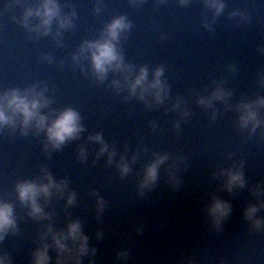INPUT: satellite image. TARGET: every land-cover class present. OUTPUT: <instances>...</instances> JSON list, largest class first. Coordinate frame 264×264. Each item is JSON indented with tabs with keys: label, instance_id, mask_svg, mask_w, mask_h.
Instances as JSON below:
<instances>
[{
	"label": "clouds",
	"instance_id": "1",
	"mask_svg": "<svg viewBox=\"0 0 264 264\" xmlns=\"http://www.w3.org/2000/svg\"><path fill=\"white\" fill-rule=\"evenodd\" d=\"M181 6H187L190 0H179ZM206 8L212 14L213 21L221 16L226 7V0H203ZM99 12V9H97ZM231 15H239L244 18L243 13L234 12ZM15 19V18H14ZM76 13H63L60 0H34L33 6L25 8L19 19L21 27L38 37H45L52 33L53 24L56 25L55 35L59 37L65 30L74 27ZM36 23L33 24L32 21ZM205 27H210L205 23ZM133 25L126 15L113 17L105 24L99 37L94 40L84 41L77 54H74L73 61L86 59L90 65V74L97 83L103 84L109 73L118 74L121 79H113L110 87L119 95L126 92L125 99L133 98L144 103L149 110L165 104L169 99L170 86L163 79V66L156 67L150 72L147 66L137 68L125 63V57L120 44L122 37H126ZM264 53V49L261 50ZM50 59V58H49ZM47 87L40 84H32L25 88L11 87L0 90V132L5 129L11 133L17 130L21 136L43 134L45 142L43 151L45 155L51 152H58L72 141L79 140L81 134L87 129L83 123L81 113L71 107H64L60 110H53L46 114L53 102L46 95ZM233 93L223 86V82L214 83L207 95H201L196 99V103L205 111L211 110V118L216 119L215 104L222 103L228 110H232L233 105L229 103ZM183 105V106H182ZM237 112V126L241 132L247 131L250 135L257 129L264 127V117L261 116V109H264V96H257L253 100H242L235 106ZM172 110L179 112L180 120L174 124V128L179 130L181 121L190 118L191 113L182 99L172 105ZM87 141L99 145L97 158L107 154V163L111 165L117 153L114 148L110 150L109 144L105 141L102 132H96L87 137ZM77 159L84 163L88 159V150L80 146L77 152ZM177 163L182 162V157H177ZM134 156L131 161L121 156L116 162V166L121 179L128 177L132 173L131 165L135 163ZM170 156L167 153H157L138 175L136 186L137 194L143 196L151 191L160 180L161 166L168 163ZM243 161L239 165L220 168L213 173L215 178L222 180L223 190L233 193L236 189L247 187V180L243 171ZM41 175L30 179L18 180L14 185L16 200L27 209V216L40 222L48 221V224L39 238L37 247L32 252L31 264H52L53 257L50 251L55 253V264H84L85 257H92L96 254L95 248L89 246V236L85 233L83 224L79 218H70L67 224L60 229L54 228L52 224V214L45 211L41 200L45 205L54 196L63 198L67 193L66 207H72L77 203V193L69 190V182L66 179L57 180L46 168L41 169ZM178 167L172 166L168 171V183L178 190L182 181L178 176ZM256 196L262 193L257 186ZM96 199V213L99 220L107 201L93 192ZM264 202L250 203L243 209V219L248 223L249 229L255 232L264 231ZM213 231L220 232L223 225L232 214V205L218 197H211L204 209ZM18 231L16 216V205L13 202L0 198V242L9 234ZM96 238L102 239L103 234L97 232ZM128 253L121 251L119 257L127 258ZM0 264H12L7 253L0 252ZM90 264L94 262L90 261Z\"/></svg>",
	"mask_w": 264,
	"mask_h": 264
},
{
	"label": "bare ground",
	"instance_id": "2",
	"mask_svg": "<svg viewBox=\"0 0 264 264\" xmlns=\"http://www.w3.org/2000/svg\"><path fill=\"white\" fill-rule=\"evenodd\" d=\"M257 24H263L264 25V18L262 20L258 21ZM256 47H258V48H256V50L257 49H263V45H258ZM165 59L170 60L173 63L172 69L175 71V74L172 76L171 79L169 78L168 74H165L163 79L167 82V84L169 86L173 85L180 92L183 89L185 90L183 93L191 92V90H189V89H187V88H185L183 86L185 84L186 80L182 77V71H181L182 67L180 66V64L178 63V60L175 57H171V58H168V57H166V58H153V57L140 56L139 57V61H138V62H140V65L137 62L136 68L138 70L139 67H141V66H147L149 68V72H150V75H151L152 70L155 69L156 67L163 66L166 69L169 68L168 66H166ZM249 62L250 63H254V62L263 63L262 60L259 57H257V56H255L253 59L249 60ZM189 72H190L191 76L197 77L198 73H200V70L199 69H190ZM260 73H262V72H254V71L250 70V74L251 75H256V74H260ZM191 107H193L196 110L194 103L191 105ZM176 114H177L176 110H172L170 112H167V113H165L164 115H162L160 117L159 121L164 122V118L165 117L173 118V117H175ZM178 115H179V112H178ZM149 119H151V118L146 116V118H145L146 122H148ZM188 125H189V127H192V125L199 126V123L193 121V122L189 123ZM178 134L182 135V128H179ZM205 136H206V134H205ZM168 143L172 144L173 142H168ZM83 164H89V160H87Z\"/></svg>",
	"mask_w": 264,
	"mask_h": 264
},
{
	"label": "water",
	"instance_id": "3",
	"mask_svg": "<svg viewBox=\"0 0 264 264\" xmlns=\"http://www.w3.org/2000/svg\"><path fill=\"white\" fill-rule=\"evenodd\" d=\"M250 10H252V8H250ZM249 10V11H250ZM10 258H11V261H12V264H22V262L21 261H19L16 257H14V256H10Z\"/></svg>",
	"mask_w": 264,
	"mask_h": 264
}]
</instances>
